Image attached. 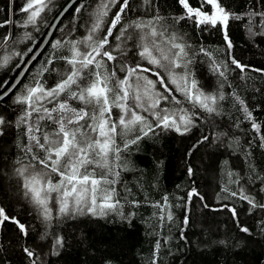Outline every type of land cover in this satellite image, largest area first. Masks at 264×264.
Here are the masks:
<instances>
[{"label": "trees", "instance_id": "1", "mask_svg": "<svg viewBox=\"0 0 264 264\" xmlns=\"http://www.w3.org/2000/svg\"><path fill=\"white\" fill-rule=\"evenodd\" d=\"M69 1L50 0L37 25L23 27L28 13L21 9L28 0H0V24L11 20L0 27V58L10 56L0 69V95L16 79ZM101 3L107 0L78 1L21 85L0 103V209L10 218L0 223V264H264V17L255 15L264 13V0H219L226 11L241 17L230 18L227 23L231 48L220 23L197 27L195 17L176 22L186 15L179 0H129L121 22L109 38L108 47L118 58L115 63L105 61L109 71L115 67L117 77L122 79L125 73L119 70L121 65L153 67L136 55V36L126 44L115 38L122 25L127 35L133 32L130 26L134 22L162 17L167 32L175 33L178 42L186 45L191 60L187 70L198 87L206 94H223V99L217 100V111L207 113L177 91L173 95L180 103L161 101L160 108L177 111L178 123L179 110L184 109L192 119L187 131L183 125L180 132L157 127L155 117L139 109L152 126L151 131L145 129L147 135L140 132L141 125L128 132L118 126L120 159L118 167H113L119 175L108 178L116 180L113 187L119 203L103 215L87 210L62 214L57 194L52 193L50 216L45 219L30 197L24 195L23 177L17 169L40 167L33 156H43L44 152L29 141L27 122H19L24 107L16 103V97L37 80L45 88H53L60 81L70 67L61 59L68 54L65 42L82 40L88 34L93 13ZM122 3L118 0L110 6L98 35L107 31ZM188 3L205 13L213 12L212 5L204 0ZM5 36L9 37L6 42ZM56 40L63 46L53 49ZM117 45L126 47L127 54L121 55ZM233 59L244 66L243 72L232 63ZM213 62L219 66L218 72L212 71ZM140 74L156 79L150 73ZM156 90H162L159 84ZM239 100H243L251 119ZM68 103L77 109L83 107L78 100ZM46 106L52 108L54 104ZM120 115V109L113 106L111 119L118 120ZM32 120H36L35 114ZM253 122L260 126L259 132ZM40 126L41 132L55 127L48 120H41ZM138 134L140 139L130 143ZM88 167L91 171L92 166ZM51 178L53 183L59 179L55 174ZM193 190L199 195L189 197ZM21 224L26 235L20 230ZM58 239L62 244H57ZM25 248L34 255L29 257Z\"/></svg>", "mask_w": 264, "mask_h": 264}, {"label": "snow or ice", "instance_id": "2", "mask_svg": "<svg viewBox=\"0 0 264 264\" xmlns=\"http://www.w3.org/2000/svg\"><path fill=\"white\" fill-rule=\"evenodd\" d=\"M117 2L118 0H107V3H101L93 13L94 20L88 34L82 40L65 42L68 44V54L61 59L70 67L53 88H45L37 80L32 86L26 88L24 94L16 97V103L24 107V113L19 122H27L26 132L29 141L44 152L43 156H33V160L40 167L28 165L17 169V173L23 177L24 195L30 197L45 219L50 216L48 205L52 193L57 194L56 201L59 204V212L62 214L87 210L93 215H103L106 210L117 207L118 193L113 187L116 180L108 178L119 175L113 167L120 159V146L116 143L117 127L119 126L122 132H128L136 125H141L140 132L144 135L152 130L147 117L140 114L137 109L155 117L157 127L175 128L177 132H180L181 125L185 131L188 130V126L192 123L191 117L184 109H180V123H178L177 111L160 108L161 101L168 102L171 99L177 104L180 103L173 95L178 91L193 106L198 105L211 114L217 111V100L223 99V94L204 93L198 87L197 81L191 78V73L187 70V64L191 63V60L188 59L189 54L185 51L186 45L178 42L179 38L175 33L167 32L161 23L162 17H155L147 22H134L130 26L133 32L127 35L125 34L127 28L122 25L119 35L115 38L122 44H126L127 41L132 40L133 36H136V43L133 45L137 49L136 55L153 67H143L139 63L121 65L119 70L125 73L122 79L117 77L115 67L109 71L105 61L113 63L118 61L117 56L113 55V51L108 47L109 38L112 37L113 29L121 22V16L128 8L129 0H123L119 11L109 22L107 31L102 36L98 33L101 31L104 18L108 15V9ZM204 2L216 9L215 15L205 13L200 8L194 9L189 5L188 0H179L186 10V15L177 18L176 22L195 17L194 23L197 27L201 25L215 27L217 23H220L227 46L231 48V41L226 31L227 23L230 18L240 19L241 17L226 11L219 0H204ZM49 3L50 0H28L21 9L22 12L28 13L22 26H36ZM79 11L78 7L76 12ZM255 15L264 17V13H255ZM10 23L11 20H5L0 27ZM26 35L30 38V34ZM8 38L5 36L3 39L6 42ZM58 46H63L60 40L52 43L53 49ZM116 50L121 55H126L128 51L121 45H117ZM205 55L209 54L205 53ZM6 61L7 57H5ZM232 63L243 72L244 66L234 59ZM176 69L181 71L177 73ZM85 70H87L86 75ZM212 71H219V66L215 62L212 63ZM140 73H150L156 79H149L148 76ZM219 74L224 75L223 72ZM166 79L168 83H165ZM157 84L162 90H156ZM65 93H67L65 99L59 100V97ZM69 100H78L83 107L79 109L71 107ZM48 103L54 104V107L48 108L46 106ZM239 103L247 117L251 119V113L243 107V100H239ZM113 106L120 109L121 115L118 120L111 119ZM33 114L36 115L35 121L32 120ZM41 120L51 121L55 127L52 131L41 132ZM81 121L86 123L81 124ZM0 123H3L2 119ZM252 126L257 132L260 131V126L255 122ZM85 127L88 130H85ZM138 139H140L139 134L130 143H135ZM261 139L264 140V137ZM127 146L126 143L124 147ZM28 151H32V146H29ZM89 165L92 166L91 171ZM116 166L118 167V164ZM95 169L100 171L97 172ZM52 174L59 177L56 183H53ZM193 195L199 194L193 190L189 193V197ZM166 200L167 197H165ZM249 203L252 201L249 200ZM233 214H235L234 210ZM0 216L3 217L0 223L10 219L3 215V209H0ZM13 222L19 223L14 220ZM19 227L26 235L24 225L21 224ZM241 231L248 232V229L241 228ZM57 244H62V241L58 239ZM158 247L159 244H157ZM24 251L29 257L34 255L27 248Z\"/></svg>", "mask_w": 264, "mask_h": 264}, {"label": "water", "instance_id": "3", "mask_svg": "<svg viewBox=\"0 0 264 264\" xmlns=\"http://www.w3.org/2000/svg\"><path fill=\"white\" fill-rule=\"evenodd\" d=\"M78 1L80 0H70L65 5V7L61 10V12L58 14L53 24L51 25L42 43L39 45L36 51L31 55V57L28 59L25 65L22 67L16 79L12 82V84L0 95V103L3 100H5L7 97L12 95L17 90V88L21 85V83L23 82L25 76L28 74L31 67L36 63V61L39 59L41 54L46 50L48 44L52 40V37L57 27L59 26L60 22L62 21V19L72 9V7L78 3Z\"/></svg>", "mask_w": 264, "mask_h": 264}, {"label": "rangeland", "instance_id": "4", "mask_svg": "<svg viewBox=\"0 0 264 264\" xmlns=\"http://www.w3.org/2000/svg\"><path fill=\"white\" fill-rule=\"evenodd\" d=\"M212 8H213V12L210 14V15H215L216 14V10H215V8L212 6ZM5 57H7V61L5 62ZM0 69L2 68V66L4 65H6V63L7 62H9L10 61V56L9 55H4V56H2L1 58H0ZM3 214H4V212H3Z\"/></svg>", "mask_w": 264, "mask_h": 264}, {"label": "bare ground", "instance_id": "5", "mask_svg": "<svg viewBox=\"0 0 264 264\" xmlns=\"http://www.w3.org/2000/svg\"><path fill=\"white\" fill-rule=\"evenodd\" d=\"M11 1V0H10ZM202 2V1H201ZM201 9V8H200ZM216 10V9H215ZM21 12V11H20ZM43 14H44V12H43ZM13 17V16H12ZM51 82V81H50ZM28 87H29V85H28ZM24 92V91H23Z\"/></svg>", "mask_w": 264, "mask_h": 264}]
</instances>
